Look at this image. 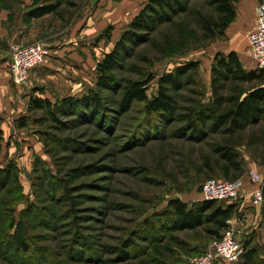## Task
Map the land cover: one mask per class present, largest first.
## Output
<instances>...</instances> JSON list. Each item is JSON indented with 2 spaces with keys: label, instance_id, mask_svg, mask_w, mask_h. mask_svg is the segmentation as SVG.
Masks as SVG:
<instances>
[{
  "label": "rangeland",
  "instance_id": "1",
  "mask_svg": "<svg viewBox=\"0 0 264 264\" xmlns=\"http://www.w3.org/2000/svg\"><path fill=\"white\" fill-rule=\"evenodd\" d=\"M101 1L79 0L77 7L65 6L60 16L37 20L26 14L31 0H0L6 19L4 33L11 35L18 27L16 38L6 37L9 34L0 38V169L13 162L18 176L16 184L11 181L0 188V228L6 233H0V264H102L114 259L116 248L126 242H134V253L139 255L144 248L152 253L154 243L167 249L162 256L167 264H195L216 240L201 230L169 233L158 221L169 200L191 199L201 195L207 179L224 178L219 169L210 172L203 164V157L222 142V134L211 130L202 135L190 133L181 120L198 100L201 104L211 101V66L220 42L226 39L225 34L205 38L198 28L197 13L215 14L207 0L193 1L189 13L177 17L180 33L173 24H163L148 42L125 56L116 70V83L99 91L102 106L96 112L70 108L58 112L55 120L47 111L29 107L34 97L55 104L65 97L81 98L92 89L98 91L97 65L129 26L117 21L99 24L101 20L93 16ZM133 14L127 11L121 17ZM163 34L172 39L168 54L153 45ZM37 41L51 50L47 66L31 74L27 83L16 84L9 74L12 46ZM240 45L244 67L257 69L246 35L241 36ZM190 61L200 62L203 86L171 88L178 116L147 113L144 102H135L122 112L119 100L128 80L152 77L147 84L152 98L164 73ZM21 117L28 118L29 124L20 127ZM259 128L256 125L252 130ZM242 143L236 148L241 164L251 161L254 167L264 166L254 158L256 149L264 152V145L249 146L247 138ZM263 212L264 202L258 209V222L241 235V241H249L262 259ZM8 214L15 219L10 230L5 226ZM23 219L30 224L25 229L37 247L36 260L17 253V235L16 240L5 238L16 234ZM149 224L159 229L152 233ZM208 264L234 263L216 258Z\"/></svg>",
  "mask_w": 264,
  "mask_h": 264
},
{
  "label": "trees",
  "instance_id": "2",
  "mask_svg": "<svg viewBox=\"0 0 264 264\" xmlns=\"http://www.w3.org/2000/svg\"><path fill=\"white\" fill-rule=\"evenodd\" d=\"M31 1V7L26 12L27 17L38 19L46 15L60 16L65 6L77 7L79 0ZM193 1L195 0H148L121 34L114 48L98 63V91L92 89L88 95L81 98L65 97L55 104L48 99L34 97L30 100L29 107L45 110L55 120H57L58 112H67L70 108L80 112L86 111L87 114L96 112V109L102 106L100 90H109L116 83V70L125 56L130 55L137 46L148 42L152 34L157 32L163 24H173L180 33L182 25L176 23V19L182 14L189 13ZM235 1L237 0H207L215 14L197 13L196 20L205 38L215 39L225 34L226 28L236 16ZM171 41V37L163 34L161 41L156 40L153 45L164 54H168ZM199 66V61H190L176 67L172 72L164 73L159 79L157 94L152 98H149L147 94V84L152 77L147 80H128L122 87L119 100L122 112L129 110L135 102H144L147 113L172 118L178 116V107L171 88H179L183 84L202 87ZM211 90V101L201 104L198 100V105L189 108L187 113L181 115V120H184L185 130L190 133L202 135L211 130L222 134V142L214 147L212 154L203 157V164L210 172H215L217 168L224 178L236 179L243 171L239 153L236 150L237 146L243 144L244 138H247L246 144L249 146H256L258 142L264 145V68L246 69L236 51L227 53L219 51L211 66ZM200 93L201 96L205 95V93ZM18 122L20 127L29 124L28 118L24 117H21ZM256 125L260 128L255 132L252 127ZM246 132L248 136L244 137L243 134ZM1 134L0 131V142L2 141ZM256 151L254 158L264 165V152H259L257 149ZM16 169L17 166L13 162L0 169V188L6 187L11 181L15 184L18 182ZM235 215H239L238 206L235 203L224 205L221 201L207 199L186 203L179 198H174L169 200L168 206L159 215L158 221L161 224L160 228L169 233L201 230L206 236L218 239L227 227V219ZM6 217L5 226L10 230L15 225V219L10 214ZM26 222L23 219L19 225V227L23 225L21 231L18 227L16 234L12 236L9 233L5 238L9 241L10 238L16 240L18 237L17 253L35 258L37 247L25 229L26 226H30ZM148 223L146 221L145 225ZM150 225L148 228L152 233L159 229L155 224L151 227ZM0 233H5V231L0 228ZM173 239L178 240L177 237ZM243 246L244 253L237 262L238 264H264V259L260 257L256 247L250 246L249 241H245ZM135 247L137 246L134 242H126L122 248H116L114 259H106L101 263L167 264L162 258L163 252L167 249L163 250L154 243L152 253L149 254L148 248H144V252L139 255L134 253ZM39 262L35 261L33 264H43Z\"/></svg>",
  "mask_w": 264,
  "mask_h": 264
},
{
  "label": "built area",
  "instance_id": "3",
  "mask_svg": "<svg viewBox=\"0 0 264 264\" xmlns=\"http://www.w3.org/2000/svg\"><path fill=\"white\" fill-rule=\"evenodd\" d=\"M248 49L258 68H264V1L258 5L257 17L254 28L247 34ZM12 57L9 64V73L16 84L27 83L31 71L44 64L51 56V50L43 42L31 44H15L12 46ZM248 180L253 185L250 193H244L245 180L243 178L226 179L211 177L202 186L204 199L228 201L238 204L249 199L254 207L261 206L264 202V175L257 169H251ZM239 213V211H238ZM239 216L227 219V227L221 237L216 239L211 249L200 258L195 259V264H208L216 258L237 263L244 253V246L239 238Z\"/></svg>",
  "mask_w": 264,
  "mask_h": 264
},
{
  "label": "crops",
  "instance_id": "4",
  "mask_svg": "<svg viewBox=\"0 0 264 264\" xmlns=\"http://www.w3.org/2000/svg\"><path fill=\"white\" fill-rule=\"evenodd\" d=\"M264 0H237L235 1V10H236V16L235 19L229 24V26L225 30V37L226 39L221 41L219 44V47L216 51H221L224 53L230 52V51H236L238 55L241 51V45H240V38L242 35H246L248 32H250L255 25L256 17H257V8L260 3H262ZM148 2V0H121V1H113V0H102L100 8L93 16L95 20H101L99 24L104 25L108 23H116V21L119 23L127 22L125 24L129 25V23L132 21V19L139 13V11L144 7V5ZM0 10V38L3 39L5 36L9 33H4V23H5V17L4 12ZM128 12H134L131 17H121L123 13L127 14ZM108 14V15H103ZM50 16L46 15L43 18ZM97 16V18H95ZM39 19V18H38ZM37 19V20H38ZM108 20V21H107ZM127 20V21H125ZM2 24V26H1ZM16 29L18 30V27L16 26ZM15 29V32H12V34L6 36V37H12L16 38L14 36V33L18 36L17 30ZM92 29V28H91ZM121 34L119 35V37ZM118 37V38H119ZM12 40V39H11ZM1 50V48H0ZM73 55V54H71ZM74 56V55H73ZM51 57V56H50ZM49 59V58H48ZM47 59V60H48ZM46 60V61H47ZM47 66V63H44L36 68H34L31 71V74L36 75V72L39 68ZM78 68H73L74 71H78ZM1 74V73H0ZM10 74V73H9ZM251 161H245L243 166V171L239 174L237 178H243L245 180V186H244V193H250V191L253 189L252 183L248 180V173L251 169H257L262 172L264 171V166H261L257 164V167H254ZM262 169V170H261ZM249 170V171H248ZM263 173V172H262ZM264 175V173H263ZM180 199V198H179ZM204 196L201 193V195H195L191 199H182V201L186 203H192L196 200H203ZM226 204H231V202H226ZM238 211H239V218H242L239 221V228L241 233L239 234V238L241 240L242 234H247L250 228L255 225L256 222H258V207H254L250 204L249 199L242 200L238 204ZM257 214V215H255ZM237 216V215H235ZM260 220V219H259ZM226 261V260H225ZM228 262V261H227ZM234 263L235 262H230Z\"/></svg>",
  "mask_w": 264,
  "mask_h": 264
}]
</instances>
